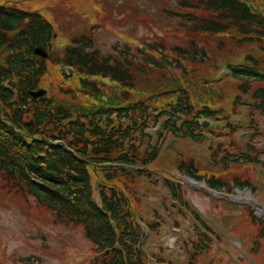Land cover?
Masks as SVG:
<instances>
[{"label": "trees", "instance_id": "obj_1", "mask_svg": "<svg viewBox=\"0 0 264 264\" xmlns=\"http://www.w3.org/2000/svg\"><path fill=\"white\" fill-rule=\"evenodd\" d=\"M179 5L176 14L191 31L230 33L241 45L258 47L259 52L249 50L233 67L235 103L264 115V0H179ZM27 15L15 6L0 5V186L34 196L58 220L84 224L96 250L89 264H149L128 194L138 177L155 178L151 165L162 141L155 142L147 128L161 107L169 116L166 129L204 139L207 129L200 118L216 116V91L196 85L204 102L198 107L182 85L196 83L190 76L160 72L162 63L152 57L142 62L128 55L114 59L86 52V42L78 41L65 56L80 70L77 86L65 87L59 98L30 99V90L39 86L47 68L34 48L49 44L51 26L39 15L26 22ZM194 51L182 47L176 58L211 57L199 44L195 56ZM172 96L173 103L163 104ZM114 112L117 117H112ZM186 169L196 171L192 162ZM95 178L102 189L100 201ZM210 182L225 184L215 174ZM172 188L178 192L179 187Z\"/></svg>", "mask_w": 264, "mask_h": 264}, {"label": "rangeland", "instance_id": "obj_2", "mask_svg": "<svg viewBox=\"0 0 264 264\" xmlns=\"http://www.w3.org/2000/svg\"><path fill=\"white\" fill-rule=\"evenodd\" d=\"M3 1L0 0V2ZM84 1L18 0V5L40 10L46 17L56 23L63 33L68 31L77 33L88 31L91 23L83 24L80 21L81 18L86 22L110 24L114 12V30L103 24H97L93 28L95 45L106 51L111 50L116 43L121 46L126 44L127 41L120 36V31L134 36L137 38V42H141V40H148V43H151V41L160 42L161 40H179L175 35L169 34L174 20L169 19L165 12L162 11V8L166 6L165 0H91L88 4H84ZM123 5H126L127 8H119ZM137 6L141 7V11L135 8ZM47 8L51 9V11H48ZM67 8L75 11L69 12ZM52 10L64 11L65 13L59 14ZM66 41L67 38H64V42ZM235 55L236 53L233 52L225 58H233ZM58 73H60V70L55 69L51 76L46 78L45 86L51 92L57 91L58 78L56 75ZM258 119L260 120V127L254 133L253 138L257 143L262 144L264 132H261V126L264 123V117L259 116ZM186 149V145L181 144L178 152ZM260 155L264 157V150ZM201 159L203 162L205 161L204 157ZM202 161H200V165L202 167L206 166ZM238 170V173H240V169ZM242 170H245L243 172L244 175H249L248 169L242 168ZM185 178L193 185H200L193 178ZM260 179L262 180L261 183H263L264 176L262 175ZM260 187L264 188V184L260 185ZM132 190L139 197L136 199L138 212L146 218H154L157 214L154 208L160 207L161 209L162 200L163 202L165 201L163 194L154 185L147 184L146 181L134 182ZM235 191L230 197L236 198L241 202L254 203L256 213L259 216L264 215V206L256 204L258 202L256 201L257 198H261L264 201V192H260V188L259 192L263 198L260 197L257 190L235 188ZM195 200L200 205H205V201H207L202 195L195 196ZM248 213L247 210L241 212L246 217ZM179 218L182 223L188 220L184 216ZM217 218L221 222L218 221L221 228L229 229L228 233L236 234L235 236L240 239L243 238L241 234L232 230L233 228L240 231V227L235 225L233 221H228L230 223H227L225 222L226 220L220 217ZM252 226L256 230L253 232L251 241L248 242L249 245L253 243L259 231L258 224L252 223ZM171 230L170 225H163L158 233H152L149 248L156 247L160 249L159 244H168L171 235H174ZM235 236L226 235L228 239L241 241ZM259 239L261 242L258 244L257 250H255V263L259 264L258 258L263 264L261 261L263 256L260 251L264 238L260 237ZM221 247L216 244L206 252L203 255L204 262L234 264L236 257L233 256H236L237 252L234 249L231 252L225 251V247L222 244ZM91 254L92 242L86 238L83 226L55 220L53 213L39 206L31 196L28 198L11 190L0 194V264H26L29 260L33 261L34 264H88ZM257 254L258 256L256 257Z\"/></svg>", "mask_w": 264, "mask_h": 264}, {"label": "water", "instance_id": "obj_3", "mask_svg": "<svg viewBox=\"0 0 264 264\" xmlns=\"http://www.w3.org/2000/svg\"><path fill=\"white\" fill-rule=\"evenodd\" d=\"M43 92L41 91V90H39V91H33L32 92V94L34 95V96H39V95H41Z\"/></svg>", "mask_w": 264, "mask_h": 264}]
</instances>
